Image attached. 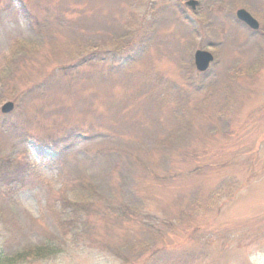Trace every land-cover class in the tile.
<instances>
[{"label":"rangeland","instance_id":"1","mask_svg":"<svg viewBox=\"0 0 264 264\" xmlns=\"http://www.w3.org/2000/svg\"><path fill=\"white\" fill-rule=\"evenodd\" d=\"M198 1L23 0L28 21L0 0V264L48 243L105 264L264 247V0ZM51 138L53 159L35 148Z\"/></svg>","mask_w":264,"mask_h":264},{"label":"clouds","instance_id":"2","mask_svg":"<svg viewBox=\"0 0 264 264\" xmlns=\"http://www.w3.org/2000/svg\"><path fill=\"white\" fill-rule=\"evenodd\" d=\"M25 208L32 213L36 211V205L31 199L25 201ZM41 264H105V258L98 250L69 247L57 249L53 254L46 256ZM244 264H264V247L249 248L245 254Z\"/></svg>","mask_w":264,"mask_h":264},{"label":"trees","instance_id":"3","mask_svg":"<svg viewBox=\"0 0 264 264\" xmlns=\"http://www.w3.org/2000/svg\"><path fill=\"white\" fill-rule=\"evenodd\" d=\"M18 1L20 2V7L18 8L19 9L18 11L20 12V14L24 18H26L28 21H33L34 16L31 14V12L27 8L26 4L23 2V0H18ZM178 1H181V0H178ZM182 14L188 20H190L189 16L184 11L182 12ZM122 65H124V64L122 63ZM11 115L12 114H10V113L0 112V120L6 119V118H11ZM22 134H23V136L24 135L28 136L27 132L24 133V131H23L21 133V135ZM48 141H51V142H48ZM58 145H62V144H59L57 142V140L54 138H51L50 140H45V141H44V139H41V143H35V148H36V151L39 153L40 156L53 159L54 157H59L58 154L60 152L56 151L57 149L60 148ZM68 150H70V148ZM8 172H9V165L3 164L0 161V183L4 179L9 178L7 175ZM1 184H0V186H1ZM55 250H56V248L54 247V245L52 246L51 243H48V244H45L44 247H34L33 250H31V252H27L26 250H21L18 253H16L14 257H11V258L7 257L6 259H4V261L6 264H16V263H19V261L28 260V258H30V257L38 258V257H44L46 255H50Z\"/></svg>","mask_w":264,"mask_h":264},{"label":"water","instance_id":"4","mask_svg":"<svg viewBox=\"0 0 264 264\" xmlns=\"http://www.w3.org/2000/svg\"><path fill=\"white\" fill-rule=\"evenodd\" d=\"M186 4L192 6V8L195 9L199 4V1L187 0ZM237 16L240 20L247 23L253 29H258L260 27L258 20L254 18V16H252V14L244 8H241L237 11ZM194 60L197 69L200 71H205L209 68L210 64L213 62L214 55L210 51L198 49L195 52ZM14 107L15 105L13 101H7L2 105L1 111L3 113H10L14 109Z\"/></svg>","mask_w":264,"mask_h":264},{"label":"flooded vegetation","instance_id":"5","mask_svg":"<svg viewBox=\"0 0 264 264\" xmlns=\"http://www.w3.org/2000/svg\"><path fill=\"white\" fill-rule=\"evenodd\" d=\"M184 2H186V0H184ZM247 10V9H246ZM251 13V12H250ZM252 14V13H251ZM252 16H254V18H256V16L255 15H253L252 14ZM257 19V18H256ZM258 21H259V19H257ZM244 23V22H243ZM245 24V23H244ZM259 24L261 25V23H260V21H259ZM248 28H250L251 29V27L246 23L245 24ZM259 29V28H258ZM256 30V29H255Z\"/></svg>","mask_w":264,"mask_h":264}]
</instances>
